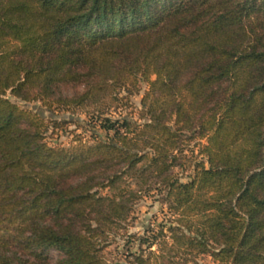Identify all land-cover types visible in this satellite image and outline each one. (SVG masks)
Wrapping results in <instances>:
<instances>
[{
  "label": "trees",
  "instance_id": "trees-1",
  "mask_svg": "<svg viewBox=\"0 0 264 264\" xmlns=\"http://www.w3.org/2000/svg\"><path fill=\"white\" fill-rule=\"evenodd\" d=\"M152 185L174 222L130 264H264V0H0V264H108Z\"/></svg>",
  "mask_w": 264,
  "mask_h": 264
},
{
  "label": "rangeland",
  "instance_id": "rangeland-1",
  "mask_svg": "<svg viewBox=\"0 0 264 264\" xmlns=\"http://www.w3.org/2000/svg\"><path fill=\"white\" fill-rule=\"evenodd\" d=\"M143 86V91L145 90ZM141 94L133 97L134 113L137 114L141 108ZM8 98L13 102L19 104L21 107L31 110L46 120H52L51 123L63 124L56 130L50 128V131L46 135L47 142L52 146H64L69 147L74 142L83 138L86 141L94 139V136L105 137V132L100 129L95 118L87 117L80 112L69 113L65 111L53 112L45 108L41 103H24L11 95ZM112 114L108 116L113 119H118L132 112L131 109L116 108L113 109ZM134 116V115H133ZM65 121L70 123L66 124ZM65 123V124H64ZM53 125V124H52ZM190 152L187 153L188 160L182 162V166L175 169V173L179 176L182 182H188L193 176V171L189 169L191 162L197 154L192 158ZM152 191L143 193L142 199L134 208L133 219L124 224L122 228L115 234L110 236L107 245L104 249V256L108 264H130L134 255L138 254L141 249H146V245L142 246L139 239L152 238L154 234H158L161 229L170 227L174 218L168 210V206L165 204L164 194L161 192L160 187L152 185ZM156 250V247L153 248ZM48 256L52 262L59 259V253L55 251H49ZM195 264H219L212 257L203 255L198 257Z\"/></svg>",
  "mask_w": 264,
  "mask_h": 264
}]
</instances>
